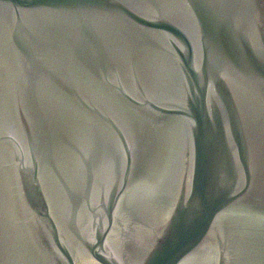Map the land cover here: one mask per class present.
I'll use <instances>...</instances> for the list:
<instances>
[{
  "label": "water",
  "instance_id": "95a60500",
  "mask_svg": "<svg viewBox=\"0 0 264 264\" xmlns=\"http://www.w3.org/2000/svg\"><path fill=\"white\" fill-rule=\"evenodd\" d=\"M0 264H264V0H0Z\"/></svg>",
  "mask_w": 264,
  "mask_h": 264
}]
</instances>
